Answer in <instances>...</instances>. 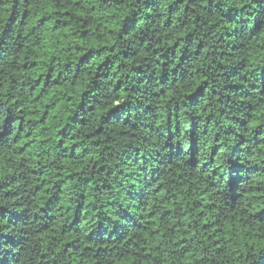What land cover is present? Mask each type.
Segmentation results:
<instances>
[{
    "label": "trees",
    "instance_id": "obj_1",
    "mask_svg": "<svg viewBox=\"0 0 264 264\" xmlns=\"http://www.w3.org/2000/svg\"><path fill=\"white\" fill-rule=\"evenodd\" d=\"M0 264H264V0H0Z\"/></svg>",
    "mask_w": 264,
    "mask_h": 264
}]
</instances>
